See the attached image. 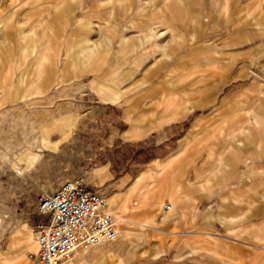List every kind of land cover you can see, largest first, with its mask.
Segmentation results:
<instances>
[{
    "label": "rangeland",
    "instance_id": "rangeland-1",
    "mask_svg": "<svg viewBox=\"0 0 264 264\" xmlns=\"http://www.w3.org/2000/svg\"><path fill=\"white\" fill-rule=\"evenodd\" d=\"M42 3L0 0V264L79 178L123 219L80 264H264V0Z\"/></svg>",
    "mask_w": 264,
    "mask_h": 264
},
{
    "label": "built area",
    "instance_id": "built-area-1",
    "mask_svg": "<svg viewBox=\"0 0 264 264\" xmlns=\"http://www.w3.org/2000/svg\"><path fill=\"white\" fill-rule=\"evenodd\" d=\"M107 204L106 197L83 178L67 180L41 195L38 212L43 220L33 229L38 249L30 256L41 264H63L77 249L119 239L117 219Z\"/></svg>",
    "mask_w": 264,
    "mask_h": 264
},
{
    "label": "crops",
    "instance_id": "crops-1",
    "mask_svg": "<svg viewBox=\"0 0 264 264\" xmlns=\"http://www.w3.org/2000/svg\"><path fill=\"white\" fill-rule=\"evenodd\" d=\"M43 3V5H45V6H51V5H53L52 4V2H54V0H41ZM65 2L64 1H59L58 2V4L59 5H63ZM162 4V3H161ZM64 9H65V5L63 6V7H61V8H59V10H61L62 12L64 11ZM51 19H46V17H44V19H41V21H40V23H44V22H47L48 23V25L46 24L45 26H44V28L45 29H47L46 31H45V33H46V37L48 38L49 37V31H48V29H51V21H50ZM150 30H152V31H155L154 30V28H152V26L150 27ZM156 33H159L158 31L156 32ZM88 41H89V39H88ZM113 41V39L111 40V42ZM126 42H127V40H126V38H125V41H124V44H123V46H122V49H126V46H127V44H126ZM134 65H136V64H134ZM134 69H136V68H134ZM111 93H112V95H109V96H106V99H108V100H110V101H114V102H117V101H120L121 100V98H122V95H120V92L119 91H116V92H112L111 91ZM2 100H0V102H1ZM255 120L257 121V118H255ZM242 132V131H241ZM141 133H143V132H140V131H132V132H127L126 134H125V138H127V139H131V140H138V139H140L141 137H143V135L141 134ZM238 144H242V142H239ZM246 186L248 187V185L246 184ZM248 191V190H247ZM246 191V193L245 194H242V195H238V196H236L235 197V200H236V202H239L240 201V203H241V201L243 200V197H245L246 195H247V192ZM227 197V196H226ZM156 200V201H155ZM154 201V206H155V208H156V205L158 204V202H161V200L159 199V200H157V198L155 199ZM172 206V205H171ZM240 208H241V210L240 211H246V208L244 209V207H243V204L241 203L240 204ZM163 209V208H162ZM171 212H174L175 213V209L172 207L171 208V210H168V211H165V213H167V214H170ZM242 212V213H243ZM173 213V214H174ZM172 216V215H171ZM170 216V217H171ZM167 218H169V217H167ZM167 218H165V217H163V220H165V219H167ZM243 219H246V218H243V217H240V219H236L235 220V222H237V221H239V220H243ZM25 243H26V241H25ZM108 243H105V244H102V245H99V246H97V247H105V245H107ZM85 255H86V253L84 254V255H82V256H77V257H79V258H74L73 260H71V261H73V263H76V264H80V262H82L83 260H85ZM20 256V257H19ZM19 256H17V260H19L20 261V259H22V256L21 255H19ZM19 257V258H18ZM70 261V260H69ZM23 263L24 264H29V262H28V260L27 261H23Z\"/></svg>",
    "mask_w": 264,
    "mask_h": 264
},
{
    "label": "bare ground",
    "instance_id": "bare-ground-1",
    "mask_svg": "<svg viewBox=\"0 0 264 264\" xmlns=\"http://www.w3.org/2000/svg\"><path fill=\"white\" fill-rule=\"evenodd\" d=\"M261 61V60H260ZM256 62V61H255ZM254 64H256V63H254ZM256 66H254V68H255ZM258 67L263 71L264 70V64H262V62L261 63H258ZM259 70V69H258ZM256 71V70H255ZM264 72V71H263ZM258 74H259V72H258ZM261 74H263V73H261ZM101 194V193H100ZM103 195V194H102ZM103 196H105V195H103ZM106 197V199H107V209L109 210V211H111L112 213H114V211H113V209H112V207H113V204H115V199H114V197L113 196H105ZM126 203V202H125ZM126 206V205H125ZM166 205H164L162 208L164 209V207H165ZM169 206V210H171V208H172V206L171 205H168ZM127 207V206H126ZM126 207H124V208H126ZM118 212V211H117ZM114 215H115V213H114ZM115 217H116V219H117V222H118V225H119V222H121V221H123V219L120 217V215H119V213L117 214L116 213V215H115ZM119 232H120V230H119ZM29 238H30V240H32L31 241V243H30V245H32V242H33V237L32 236H29ZM105 243H110V242H103V243H100V244H97V245H95L94 247H96V246H99V245H102V244H105ZM36 245H37V242H36ZM94 247H92V248H94ZM92 248H90V249H92ZM37 249H38V246H37ZM86 250H89V249H77L74 253H73V255L71 256V258L69 259V260H67V261H65V262H63V264H74L73 263V261H71V260H73L75 257L76 258H79V257H77V256H82V255H84L86 252ZM20 257V256H19ZM18 257V258H19ZM76 264V263H75Z\"/></svg>",
    "mask_w": 264,
    "mask_h": 264
}]
</instances>
